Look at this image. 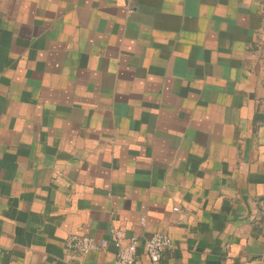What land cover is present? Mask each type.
Segmentation results:
<instances>
[{"label": "crops", "instance_id": "crops-1", "mask_svg": "<svg viewBox=\"0 0 264 264\" xmlns=\"http://www.w3.org/2000/svg\"><path fill=\"white\" fill-rule=\"evenodd\" d=\"M112 229L264 264V0H0V264Z\"/></svg>", "mask_w": 264, "mask_h": 264}, {"label": "built area", "instance_id": "built-area-1", "mask_svg": "<svg viewBox=\"0 0 264 264\" xmlns=\"http://www.w3.org/2000/svg\"><path fill=\"white\" fill-rule=\"evenodd\" d=\"M124 236L116 229L110 231V243L116 248L115 258L108 264H135L138 241L130 238L123 244ZM105 240L96 241L88 236H71L66 242L67 249H73L81 254L99 251L106 248ZM172 248L171 240L162 234H154L143 243L144 253L150 264H159L162 255Z\"/></svg>", "mask_w": 264, "mask_h": 264}]
</instances>
